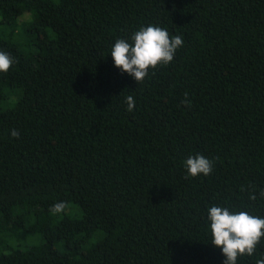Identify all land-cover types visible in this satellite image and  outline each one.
Returning a JSON list of instances; mask_svg holds the SVG:
<instances>
[{
    "label": "trees",
    "instance_id": "trees-1",
    "mask_svg": "<svg viewBox=\"0 0 264 264\" xmlns=\"http://www.w3.org/2000/svg\"><path fill=\"white\" fill-rule=\"evenodd\" d=\"M149 25L183 45L137 84ZM0 51V264H223L208 209L264 218V0H0Z\"/></svg>",
    "mask_w": 264,
    "mask_h": 264
},
{
    "label": "clouds",
    "instance_id": "clouds-1",
    "mask_svg": "<svg viewBox=\"0 0 264 264\" xmlns=\"http://www.w3.org/2000/svg\"><path fill=\"white\" fill-rule=\"evenodd\" d=\"M131 43L117 39L111 49L114 66L121 73H127L137 84L143 83L150 69L168 65L174 58L176 50L183 45L180 36L170 37L168 31L158 26L141 27L131 37ZM13 63L8 53L0 51V72L7 73ZM127 111H133L135 101L127 97ZM11 135L18 138L19 132L12 130ZM213 162L202 155L189 157L184 166L187 177L201 174L208 176L212 172ZM264 197V191L260 192ZM250 195V200H256ZM66 204L59 202L50 208L52 214L60 213ZM207 219L210 222L211 244L222 251L223 264H237L242 256H252L264 238V218L250 215L246 211L232 213L225 207L212 206L208 209ZM256 264H264L258 259Z\"/></svg>",
    "mask_w": 264,
    "mask_h": 264
},
{
    "label": "rangeland",
    "instance_id": "rangeland-1",
    "mask_svg": "<svg viewBox=\"0 0 264 264\" xmlns=\"http://www.w3.org/2000/svg\"><path fill=\"white\" fill-rule=\"evenodd\" d=\"M72 205L74 206L73 203H70L67 207H70V206H72ZM64 211L67 212L66 209H64ZM79 213H80V210H79L78 207H76V208H75V211H73V213H71V214H72V215H78Z\"/></svg>",
    "mask_w": 264,
    "mask_h": 264
}]
</instances>
